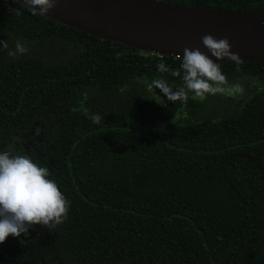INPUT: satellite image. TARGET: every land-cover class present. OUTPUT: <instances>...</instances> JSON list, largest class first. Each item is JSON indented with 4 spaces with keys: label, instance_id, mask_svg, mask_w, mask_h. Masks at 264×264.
Instances as JSON below:
<instances>
[{
    "label": "trees",
    "instance_id": "1",
    "mask_svg": "<svg viewBox=\"0 0 264 264\" xmlns=\"http://www.w3.org/2000/svg\"><path fill=\"white\" fill-rule=\"evenodd\" d=\"M149 1L264 12V0ZM18 39L26 55L0 51V151L48 167L71 202L63 224L13 241L29 240L18 264H264V62H218L243 96L181 105L142 83L181 86L178 57L159 73L151 53L0 0V40ZM220 97L233 110L204 115Z\"/></svg>",
    "mask_w": 264,
    "mask_h": 264
},
{
    "label": "clouds",
    "instance_id": "2",
    "mask_svg": "<svg viewBox=\"0 0 264 264\" xmlns=\"http://www.w3.org/2000/svg\"><path fill=\"white\" fill-rule=\"evenodd\" d=\"M17 2L32 15L44 17L59 0ZM14 10L18 13V9ZM201 41L215 59L199 48L185 47L179 69L171 71V75L175 77H181L182 71V85L174 88L165 79L154 78L149 81L144 78L142 83L146 90L159 89L168 101L180 102L181 105H187L190 99L205 101L210 95L243 96L245 88L240 83L230 84L218 63L225 58L236 65L243 62L239 54L231 51L229 40L206 34L201 37ZM4 50H7L9 57L16 58L26 55L29 48L20 39L15 41L14 50L9 48L8 40H0V51ZM157 69L159 73L170 71L163 63V58ZM80 110L93 123L101 122L102 117L99 114L90 113L86 107H81ZM172 123H177L175 116ZM50 175L48 167L38 165L26 154L13 155L8 151H0V245L10 236L18 238L22 233H28L36 225L51 230L66 221L71 202Z\"/></svg>",
    "mask_w": 264,
    "mask_h": 264
},
{
    "label": "water",
    "instance_id": "3",
    "mask_svg": "<svg viewBox=\"0 0 264 264\" xmlns=\"http://www.w3.org/2000/svg\"><path fill=\"white\" fill-rule=\"evenodd\" d=\"M46 16L102 40L180 59L185 47L211 57L201 41L211 34L227 38L243 62H264V12L194 9L149 0H59ZM15 239L10 236L9 242Z\"/></svg>",
    "mask_w": 264,
    "mask_h": 264
},
{
    "label": "flooded vegetation",
    "instance_id": "4",
    "mask_svg": "<svg viewBox=\"0 0 264 264\" xmlns=\"http://www.w3.org/2000/svg\"><path fill=\"white\" fill-rule=\"evenodd\" d=\"M28 241L29 240L26 239V241L17 243L19 246L18 245L14 246V243L16 242H8V243L6 242L5 244L1 245L2 247H0V264H18L19 258H21L19 256L22 253V248L20 246H23L24 243ZM10 243L12 245L8 247ZM25 263L27 264V262H24L23 264Z\"/></svg>",
    "mask_w": 264,
    "mask_h": 264
},
{
    "label": "rangeland",
    "instance_id": "5",
    "mask_svg": "<svg viewBox=\"0 0 264 264\" xmlns=\"http://www.w3.org/2000/svg\"><path fill=\"white\" fill-rule=\"evenodd\" d=\"M233 108L234 104L232 102L224 101L223 98L220 97L217 100L209 101L203 109V114L209 116L211 113L216 111V114L224 115L229 114L233 110ZM6 242H9V238L6 240Z\"/></svg>",
    "mask_w": 264,
    "mask_h": 264
},
{
    "label": "built area",
    "instance_id": "6",
    "mask_svg": "<svg viewBox=\"0 0 264 264\" xmlns=\"http://www.w3.org/2000/svg\"><path fill=\"white\" fill-rule=\"evenodd\" d=\"M151 55H154L156 58H159V59L162 57V55H160V54H152L151 53Z\"/></svg>",
    "mask_w": 264,
    "mask_h": 264
}]
</instances>
